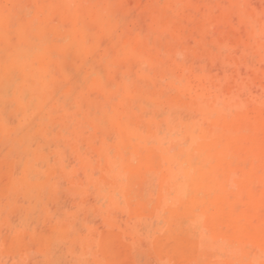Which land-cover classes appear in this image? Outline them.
I'll return each mask as SVG.
<instances>
[{"label":"rangeland","instance_id":"rangeland-1","mask_svg":"<svg viewBox=\"0 0 264 264\" xmlns=\"http://www.w3.org/2000/svg\"><path fill=\"white\" fill-rule=\"evenodd\" d=\"M257 126L264 0H0V264H264Z\"/></svg>","mask_w":264,"mask_h":264},{"label":"bare ground","instance_id":"bare-ground-1","mask_svg":"<svg viewBox=\"0 0 264 264\" xmlns=\"http://www.w3.org/2000/svg\"><path fill=\"white\" fill-rule=\"evenodd\" d=\"M259 129H261V132L257 135L255 132H254V134L252 133V134H247L246 133V130H244V132L242 133V135H241V140H242V142H248V145H249V152L248 153H250V154H252V155H254L253 157H255L256 158V162H260L261 164H263L262 165V167L264 166V126H257ZM256 128V127H255ZM254 128V129H255ZM256 130V129H255ZM248 131V130H247ZM258 132V131H257ZM213 133H215V132H213ZM222 133H224V132H222ZM233 133V132H232ZM217 135H218V133H216ZM214 135V134H213ZM222 135V134H221ZM230 131L228 132L227 131V133H226V135H225V139L224 140H228V138L230 137ZM210 137V136H209ZM216 138V137H215ZM231 138H232V136H231ZM207 139H209V138H207ZM211 139H212V137H211ZM239 139V138H238ZM206 140V139H205ZM223 140V139H222ZM221 140V141H222ZM236 140V139H235ZM209 141V140H208ZM229 141V140H228ZM227 141V142H228ZM230 141H232V140H230ZM202 142V141H201ZM214 142V141H213ZM212 142V143H213ZM226 142V143H227ZM238 142V141H237ZM211 143V144H212ZM207 144V143H206ZM216 144V143H215ZM243 144V143H242ZM221 145V144H220ZM219 145V146H220ZM226 145H228V143L226 144ZM225 144H224V146H226ZM248 145H247V147H248ZM204 146V145H203ZM214 146V145H213ZM232 146H235V145H232ZM214 147H216V146H214ZM218 147V146H217ZM216 147V148H217ZM220 147H222V146H220ZM212 148V147H211ZM216 148H212L214 151H215V149ZM241 148V147H240ZM211 149V150H212ZM218 149V148H217ZM247 149V148H246ZM245 149V150H246ZM208 150V149H207ZM206 150V151H207ZM211 150H209L208 151V154L210 155V156H212V154H213V152L211 151ZM237 151V150H236ZM215 152H217V151H215ZM218 152H220V150L218 151ZM222 152V151H221ZM225 152H227L226 150H225ZM247 153V152H246ZM227 155H229V154H227ZM241 155H242V153H241ZM247 155V154H246ZM245 155V156H246ZM215 156H216V154H215ZM219 156V155H218ZM224 156V155H223ZM222 157V156H221ZM215 158V157H214ZM217 158V157H216ZM224 158V157H223ZM227 158V157H226ZM239 158H240V156H239ZM211 159V158H210ZM247 159H249V158H247ZM246 159V160H247ZM251 159V158H250ZM253 159V158H252ZM221 160V159H220ZM208 162H207V164H209V162L210 163H212L210 160H207ZM212 161H213V159H212ZM219 161V160H218ZM241 161V160H240ZM240 161H238V162H240ZM214 162H217V160L216 161H214ZM222 162V161H221ZM246 162V161H245ZM256 162L254 161L253 163H255V165H256ZM227 163V162H226ZM207 164H206V166H207ZM222 164V163H221ZM224 164V163H223ZM246 165H247V162L245 163ZM232 165H234V164H232ZM245 165V166H246ZM254 165V164H253ZM259 165V164H258ZM205 166V167H206ZM219 166H221L220 164H219ZM257 166V165H256ZM214 167H216V165L214 166ZM227 167V166H226ZM247 167V166H246ZM260 167V166H259ZM211 168H212V166H211ZM224 168H225V166H224ZM230 168H232L231 167V165H230ZM235 168V167H234ZM251 168V167H250ZM253 168V167H252ZM256 168V167H255ZM213 169V168H212ZM220 169V168H219ZM225 169H228V168H225ZM248 169V168H247ZM260 169H261V167H260ZM260 169H259V171H260ZM238 170V169H237ZM258 170V169H257ZM256 170V172H258ZM262 170V169H261ZM197 171V170H196ZM213 171V170H212ZM222 171H223V169H222ZM221 171V172H222ZM229 171H230V169H229ZM229 171H228V174H229ZM239 171H241V170H239ZM201 172H202V170H201ZM210 172V171H209ZM253 172V171H252ZM212 173V172H211ZM259 173V172H258ZM261 173V172H260ZM259 173V174H260ZM263 173V172H262ZM202 174V173H201ZM217 174H218V172H217ZM231 174V173H230ZM264 174V173H263ZM254 174L252 173V176H253ZM257 176V175H256ZM261 176V175H260ZM213 177V176H212ZM230 177V176H229ZM249 177V176H248ZM210 178V177H209ZM231 178H233V177H231ZM243 178V177H242ZM244 179V178H243ZM230 180V179H229ZM237 180V179H236ZM250 180V179H249ZM216 181H217V179H216ZM222 181V180H221ZM220 181V182H221ZM228 181V180H227ZM232 181V180H231ZM226 183V182H225ZM238 183H240V181L238 182ZM247 183V182H246ZM254 183V182H253ZM259 183H260V181H259ZM215 184V183H214ZM218 184H219V182H218ZM261 184V183H260ZM260 184L258 185L260 188L262 187V185L264 184V182L261 184V186H260ZM235 185V184H234ZM219 186H221V184H219ZM239 186H240V184H239ZM264 186V185H263ZM242 187V186H241ZM253 187V186H252ZM243 188V187H242ZM251 188V187H250ZM239 189V191H240V188H238ZM262 192H263V188H262ZM244 195V194H243ZM255 195H257L256 193H255ZM245 196V195H244ZM264 197V196H263ZM257 200V199H256ZM264 200V199H263ZM246 202V201H245ZM253 203V202H252ZM252 203H250V204H252ZM263 203H264V201H263ZM259 209H260V207H259ZM248 212V211H247ZM237 214V213H236ZM250 215V214H249ZM260 217V216H259ZM254 221V220H253ZM251 227H252V225H251ZM252 229H253V227H252ZM257 229V228H256Z\"/></svg>","mask_w":264,"mask_h":264}]
</instances>
